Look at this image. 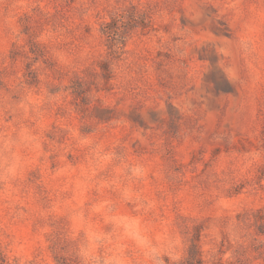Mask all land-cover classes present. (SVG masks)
I'll return each mask as SVG.
<instances>
[{"label":"rangeland","instance_id":"374dc122","mask_svg":"<svg viewBox=\"0 0 264 264\" xmlns=\"http://www.w3.org/2000/svg\"><path fill=\"white\" fill-rule=\"evenodd\" d=\"M0 264H264V0H0Z\"/></svg>","mask_w":264,"mask_h":264}]
</instances>
